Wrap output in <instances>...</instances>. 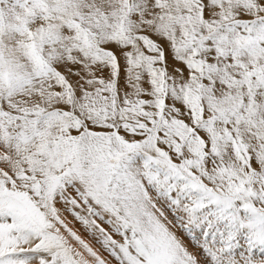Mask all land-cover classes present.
<instances>
[{
  "label": "snow or ice",
  "instance_id": "6c2138e0",
  "mask_svg": "<svg viewBox=\"0 0 264 264\" xmlns=\"http://www.w3.org/2000/svg\"><path fill=\"white\" fill-rule=\"evenodd\" d=\"M0 264H264V0H0Z\"/></svg>",
  "mask_w": 264,
  "mask_h": 264
},
{
  "label": "rangeland",
  "instance_id": "374dc122",
  "mask_svg": "<svg viewBox=\"0 0 264 264\" xmlns=\"http://www.w3.org/2000/svg\"><path fill=\"white\" fill-rule=\"evenodd\" d=\"M104 226L107 227V225H104ZM75 227H76L77 229L80 230L81 235L84 236L85 239L89 240V241L93 244L94 247H96L99 251H101L102 255L107 256V253H105V252L103 251V249L100 248V246L96 243V241H95L92 237H90V236L88 235V233L82 228V226H81L78 222L75 223ZM180 234L183 236V233H182V232H181ZM184 239H185V241L189 244V247H190L191 250H193V251H198V250L195 248V245H193V244L188 240V237H187V236H184Z\"/></svg>",
  "mask_w": 264,
  "mask_h": 264
}]
</instances>
